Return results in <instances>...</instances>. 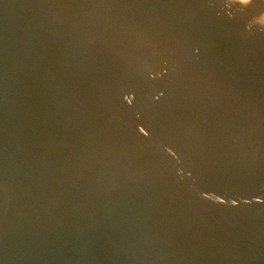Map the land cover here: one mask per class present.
<instances>
[{"label": "water", "instance_id": "water-1", "mask_svg": "<svg viewBox=\"0 0 264 264\" xmlns=\"http://www.w3.org/2000/svg\"><path fill=\"white\" fill-rule=\"evenodd\" d=\"M0 264H264V0H0Z\"/></svg>", "mask_w": 264, "mask_h": 264}]
</instances>
